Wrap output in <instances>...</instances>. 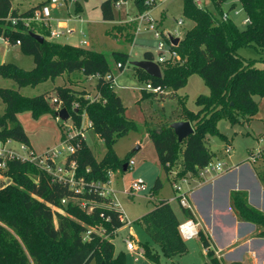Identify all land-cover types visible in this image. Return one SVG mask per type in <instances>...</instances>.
Returning <instances> with one entry per match:
<instances>
[{"label": "trees", "instance_id": "16d2710c", "mask_svg": "<svg viewBox=\"0 0 264 264\" xmlns=\"http://www.w3.org/2000/svg\"><path fill=\"white\" fill-rule=\"evenodd\" d=\"M13 1L0 0V35L13 44L20 40L21 50L33 55L35 66L26 69L14 62H4L0 64V76L13 79L19 87L55 80L65 74L73 84L91 76L97 78V84L93 98L84 88L79 90L66 84L59 85L56 102H51L46 94L28 96L17 88L0 86V97L5 104L4 113L0 115V140H17L32 148L18 114L29 111L36 119L45 114L57 118L61 103L60 106L70 112L75 127L82 125L86 115L107 149L99 159L83 140L81 146L68 156L69 161L76 160V177L84 179L81 191L55 178L33 161H8L7 168L1 170L5 179H0V264H126V252L116 251L114 237L127 220L111 195L100 194L98 184L107 183L110 173L117 168L129 169L130 160L118 157L114 145L131 130L139 129V125L126 114V106L113 85V65L104 52L53 41L48 38L50 28L44 23L32 22L26 26L20 21L13 25L9 17L31 16L49 0H41L24 11L15 7ZM116 1L102 2L104 20L115 19ZM134 1L142 12L155 6L159 0ZM223 2L211 0L210 5L217 8L216 14L210 5L184 0L183 15L195 24L176 45L171 44L181 59L159 62L161 77H154L133 65L140 78L170 89L168 93L144 89L146 95L177 96L178 90L187 85L193 74L201 76L210 89L209 94L197 96V111L188 108L185 97L179 96L178 119L189 120L194 128V132L183 141L179 140L170 123L147 127L162 168L172 173L174 179L187 177L189 173L199 175L216 155L208 144L209 136L220 134L226 137L219 130V121L249 122L258 111L255 96L264 97V58L259 67L255 59L239 54L241 48L248 46L264 53V0H240L249 18L245 28H241L232 17L222 18L225 12ZM134 29L135 21L117 28L120 33ZM31 32L44 35V40H38ZM112 56L123 70L129 61V53L114 51ZM144 58L155 60L156 56L152 51H146ZM60 121L63 129L65 122ZM65 138L64 133L62 139ZM259 160L262 165L256 167L257 174L264 184V150ZM50 164L54 165V162ZM161 186L158 178L153 188ZM231 202L238 219L256 224V235L264 237V211L249 202L247 191L233 190ZM181 210L184 219L197 220L192 209L182 206ZM137 221L165 256L175 259L188 252L186 239L179 230L182 220L169 199L156 200L154 207ZM198 237L206 249V264H245L227 262L219 256L211 235L203 227ZM142 246L152 264H161L160 252L154 251L148 242Z\"/></svg>", "mask_w": 264, "mask_h": 264}, {"label": "rangeland", "instance_id": "374dc122", "mask_svg": "<svg viewBox=\"0 0 264 264\" xmlns=\"http://www.w3.org/2000/svg\"><path fill=\"white\" fill-rule=\"evenodd\" d=\"M41 0H14L13 5L19 10L24 11ZM105 0H68L62 5L51 7V16L46 23L54 29L60 21L68 22V26L75 30L72 35H61L49 39L60 42L70 43L87 48H94L106 54L113 65L114 88L122 98L126 106V114L132 118L138 125L139 129L131 130L127 135L121 137L114 145V151L120 158L128 157L133 160L134 164L128 170L117 168L111 174L110 182L106 187L110 188V194L116 201L128 223L118 229L115 237L116 251L124 250L126 252V264H152L151 260L141 249L143 243L148 242L154 251L161 254V264H206L208 256L199 237L187 239L189 250L186 254L175 259L165 256L160 246L154 242L145 228L137 221L140 216L154 206L158 199L169 198L177 212L181 209L178 200L172 197L177 194L175 183L181 184L184 189H189L197 185L200 181L199 175L188 174L189 183L183 182L182 178L174 179L172 173H167L161 166L154 141L149 134L147 127H158L162 123H173L179 118V96L185 97L188 108L197 111L199 106L196 104V98L200 94H209L210 89L204 80L198 74H193L185 87L178 90L177 96L165 95H146L144 89L148 88V80L140 78L136 74V68L131 64L132 61L141 60L146 51H152L155 56L158 55V44L160 41H166L169 35L183 38L186 31L194 26V21L183 15L184 0H159L157 4L149 9L139 12L134 0H121L120 6L114 5V20H104L102 16V2ZM211 10L218 14L214 4L210 5ZM222 9L230 13L236 23L245 28L246 12L240 0H224ZM239 11L238 14L235 11ZM149 11L153 18L155 29L149 28V23L142 20L140 23L137 16ZM134 20L136 29L128 33H120L118 26ZM179 20L183 23L178 24ZM41 23L38 21H33ZM37 31L39 28L37 27ZM159 31L160 36L156 35ZM85 39L88 44H82ZM168 48L167 42L165 43ZM122 51L129 53V61L123 70H120L114 62L113 52ZM239 54L245 58L256 60L257 66L261 67V59L264 53L254 46L243 47ZM8 62H14L18 66L32 69L35 66L34 57L25 53L20 46L11 47L10 54L7 57ZM72 77V76H71ZM73 86L76 89H86L91 96L96 94V77L82 78L79 83H71L68 75L58 77L57 79H47L37 85H25L19 87L18 84L10 78L0 76V86L17 88L21 93L28 96L46 94L51 102L57 97V86ZM170 89L166 88L165 92ZM255 100L258 102V111L249 121L241 120L231 123L227 119L219 121V130L226 137L220 134L210 135L208 144L216 153L212 164H222L224 170L234 166L239 162L247 161L250 158V152L254 154L264 150V97L256 95ZM5 104L0 97V115L4 113ZM19 121L29 134L31 146L35 156H42L48 150L62 146V136L69 132V126L73 124L70 118L61 127V121L51 114H45L36 119L29 111H23L18 114ZM89 119L86 115L83 117L82 126L84 127V136L86 144L91 148L95 156L101 159L106 153V145L98 136L93 127L88 125ZM74 134V131H71ZM76 140L74 139V142ZM7 147H13L24 153L20 147L23 143L17 140L3 142ZM231 145L230 152L226 147ZM67 152L61 153L57 162H62ZM182 159V156H180ZM250 162L262 165L257 156ZM211 164V166H212ZM176 169V168H175ZM218 172L213 168L205 173V178L212 177ZM136 178H143L147 189L142 192H128L132 181ZM160 179L162 186L154 189L156 180ZM0 179H5L3 172H0ZM153 189V192H152ZM154 194V195H153ZM130 239L136 246L135 251L127 249L126 240ZM90 264H96L92 262Z\"/></svg>", "mask_w": 264, "mask_h": 264}, {"label": "crops", "instance_id": "0c3cea01", "mask_svg": "<svg viewBox=\"0 0 264 264\" xmlns=\"http://www.w3.org/2000/svg\"><path fill=\"white\" fill-rule=\"evenodd\" d=\"M16 45L20 46L0 35V64L8 62L10 49ZM257 166L259 165L248 159L212 177L199 176V183L189 188L197 220L211 235L218 255L227 262L264 264V237L256 235L258 232L256 224L238 219L231 202L233 190H245L249 202L264 211V184L258 177ZM172 199L178 200L176 195ZM177 213L181 220H184L182 210ZM141 252L144 253L143 248Z\"/></svg>", "mask_w": 264, "mask_h": 264}, {"label": "built area", "instance_id": "2783aa9c", "mask_svg": "<svg viewBox=\"0 0 264 264\" xmlns=\"http://www.w3.org/2000/svg\"><path fill=\"white\" fill-rule=\"evenodd\" d=\"M67 1L68 0H49L47 3L42 5V7H40L39 9H36L31 16H28V17H9V20L12 22L13 25L18 24L20 21H23L26 26H29L35 20L38 22L44 23L45 25H47L50 28V34H49L50 38H55L57 36H61V35H65V34L66 35L67 34H73L75 32V30L68 26L67 20L66 21H60L59 24L54 29H52L51 26L46 23L47 19H49L51 16V7L62 5V4H64V2H67ZM197 2L199 5L203 4L202 0H197ZM120 4H121V0H117L114 5L119 7ZM235 13L238 14L239 11L237 10V11H235ZM229 17H230L229 12H224L222 15L223 19H228ZM137 20L139 21V23L142 20H146L147 23H149V28L153 29V30L155 29V27L153 25V18L151 17L149 11L141 13L139 16H137ZM247 22H249V18L246 17V19L244 20V23H247ZM182 23H183V20H179L178 24L181 25ZM160 34L161 33L159 31H156L157 36H160ZM167 38L170 39V41H168ZM166 42L168 44V48L166 47V44H165ZM81 43L87 44L88 41L83 39L81 41ZM16 44H20V40H17ZM171 44H173V42L171 41V35L166 37V41H160L159 42L158 47H157L159 51H158V55L156 56L155 61H157L159 63V62H163V61L169 60V59H172V60H180L181 59L180 54L171 48ZM120 65L121 64L119 63L118 67ZM107 77L110 78L111 75H108ZM147 86L150 89V91L157 92V93L165 92V89L162 86L155 85L151 81H148ZM89 97L93 98L94 95L93 96L89 95ZM53 101L56 102L58 100H57V98H54ZM60 105H61V103H59V107L61 109L62 107ZM75 106L77 107V104ZM57 119L62 120L58 117H57ZM66 121H68V120H66ZM66 121H64V122H66ZM82 125L80 127H75L73 124H71V126H69V132L66 135V138L63 139V141H62L61 148L59 150H58V148L48 150L44 155L38 156V157L35 156V152H34L33 148H31L30 146H28L25 143H23L20 147V149L24 153H21L19 150L15 149L13 147H7V145H5V143H3L2 145H0V172H1V170L6 169L8 161H11L13 159H19L22 161H33V162L39 164L42 168L47 170L49 173L53 174V176L55 178H57L59 180L66 181L76 191H81L83 189V186H84V179L76 177V173H75L76 168H77L76 160L72 159L71 161H69L68 156L71 153H74L81 146L82 141L85 140L84 127ZM88 125L89 126L91 125L90 121H89ZM71 131H74L75 133L72 134ZM74 139L76 140L75 142H74ZM226 150H227V152H230L231 145H228L226 147ZM64 151L67 152L68 155L66 156V158L62 162L58 163L56 158L61 153H63ZM260 154H261V151L258 153V155L254 154L252 151V152H250V158L249 159L255 160L257 156L258 157L260 156ZM51 161L54 162V165L50 164ZM133 164H134V161L130 160V165H133ZM211 164H212V162L200 170V172H199L200 177L204 176L205 173L210 171V169H212V168L214 170H216L218 173L223 172L224 169H223L221 163H218L216 165L212 164V166H211ZM111 174H112V172L110 173V179H111ZM182 180L185 183L190 182L188 176L182 178ZM109 182H110V180L105 184H98L101 186L100 194L111 195L110 194V188L106 187V185ZM174 187L177 190V194H178L177 199L179 200L181 206L186 207V208H190L193 210V205L191 202L189 189H184L183 186L181 184H178V183H175ZM146 189H147V187H146V183H145L144 179L143 178H136L132 181V183L128 189V192H135L136 193V192L145 191ZM115 204H116V201H115ZM117 207H118V205H117ZM123 218H125L127 220V223H128V219L124 216V214H123ZM200 228H201L200 222L194 218L184 219L179 224V230L181 232V235L186 240L198 237ZM126 246H127V249L130 251L136 250V246H135L134 242L130 239L126 240Z\"/></svg>", "mask_w": 264, "mask_h": 264}, {"label": "water", "instance_id": "95a60500", "mask_svg": "<svg viewBox=\"0 0 264 264\" xmlns=\"http://www.w3.org/2000/svg\"><path fill=\"white\" fill-rule=\"evenodd\" d=\"M202 1L204 6H208L211 3V0ZM31 35L40 41H43L45 38V36L40 33L31 32ZM171 41L173 42V44L176 45L180 41V38L171 36ZM131 64L144 69L147 73L154 77L162 76L161 66L155 60L143 58L138 61H132ZM56 115L63 121H66L70 118V112L66 107H62L60 110H58L56 112ZM170 126L174 128L180 141H183L185 138H187L190 134L194 132L193 125L189 120H177L171 123Z\"/></svg>", "mask_w": 264, "mask_h": 264}]
</instances>
